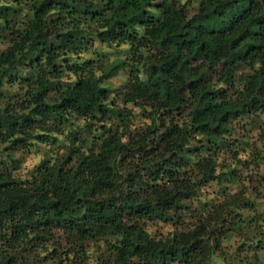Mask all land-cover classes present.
I'll list each match as a JSON object with an SVG mask.
<instances>
[{
  "label": "trees",
  "instance_id": "1",
  "mask_svg": "<svg viewBox=\"0 0 264 264\" xmlns=\"http://www.w3.org/2000/svg\"><path fill=\"white\" fill-rule=\"evenodd\" d=\"M0 264H264V0H0Z\"/></svg>",
  "mask_w": 264,
  "mask_h": 264
},
{
  "label": "rangeland",
  "instance_id": "2",
  "mask_svg": "<svg viewBox=\"0 0 264 264\" xmlns=\"http://www.w3.org/2000/svg\"><path fill=\"white\" fill-rule=\"evenodd\" d=\"M124 81V75L122 74H118L116 77L110 79V83L113 85V86H118L120 85L122 82ZM257 135L254 134L253 135V139H256Z\"/></svg>",
  "mask_w": 264,
  "mask_h": 264
}]
</instances>
